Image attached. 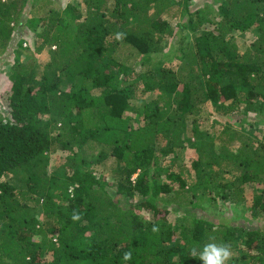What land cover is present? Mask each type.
Returning <instances> with one entry per match:
<instances>
[{
  "label": "trees",
  "instance_id": "1",
  "mask_svg": "<svg viewBox=\"0 0 264 264\" xmlns=\"http://www.w3.org/2000/svg\"><path fill=\"white\" fill-rule=\"evenodd\" d=\"M64 1L0 0V264H264V0Z\"/></svg>",
  "mask_w": 264,
  "mask_h": 264
},
{
  "label": "rangeland",
  "instance_id": "2",
  "mask_svg": "<svg viewBox=\"0 0 264 264\" xmlns=\"http://www.w3.org/2000/svg\"><path fill=\"white\" fill-rule=\"evenodd\" d=\"M81 1V0H80ZM65 1L64 0H51L46 3V5L44 7H32L30 15L32 13L37 14H43L45 13L46 9L48 8V6H52V7H58L59 3L61 5H63ZM173 23V21H172ZM26 27V25L24 26ZM27 29V28H26ZM238 39L239 42L241 44H245L244 42H248L250 39H252L254 37V34L252 31H246L243 32V34H238ZM31 39V38H30ZM31 43L29 44L27 41L23 42V45H30V49H23L24 51H22L23 53L20 54V60H27V59H31V61H41V60H45L48 59L49 56L51 55V51L48 49L47 46H42L41 48H36V46H34L33 48V44L34 41L31 39ZM243 46V45H242ZM52 48L54 47L53 45L51 46ZM13 53H2L0 54V110L1 107L3 106L2 104V95H1V91L4 90V88L7 86L8 82L10 81V79L8 78V75L6 73H8V68L6 67V61H10L12 62L13 59L12 58ZM177 61L176 59L174 60ZM212 112V113H211ZM200 116L203 118L208 117L207 119H203L200 123L199 128H202L205 126V121L206 122H210L211 118L217 117L219 114L215 111L214 112V107L212 106V104L210 103L209 100H206L205 102L202 103V105L200 106ZM219 119H223V117L221 115L218 116ZM204 121V124H202ZM204 125V126H203ZM236 126V128H239V125L237 123L234 124ZM222 127V125H220L218 127V125H213V126H209L208 128H210V131H215V133L217 134L219 132V129ZM207 128V127H206ZM212 129V130H211ZM190 134V132H189ZM193 135V134H192ZM183 150V154L179 155L177 160L178 162H184V165L186 166L184 169V176L186 177L187 180H190L191 178H196L199 175H197V170L200 169H196L194 166L191 165L190 163V159L192 158V156L195 154V151L193 149L192 146L188 145V143H186L185 148L182 149ZM57 158V157H56ZM61 157L58 158V161ZM64 160V159H62ZM55 160L53 159L51 161V165H48L49 168L51 167H55ZM109 162V161H107ZM188 163V164H187ZM202 168V167H201ZM201 171V169H200ZM200 171L198 173H200Z\"/></svg>",
  "mask_w": 264,
  "mask_h": 264
},
{
  "label": "clouds",
  "instance_id": "3",
  "mask_svg": "<svg viewBox=\"0 0 264 264\" xmlns=\"http://www.w3.org/2000/svg\"><path fill=\"white\" fill-rule=\"evenodd\" d=\"M123 33H117L116 39H122ZM77 215H73V219H78ZM153 231H158L156 226L153 227ZM191 255L197 257L202 264H227L229 260L232 259L233 253L231 246L225 243H215L210 242L202 246L200 251H197L195 248L191 249ZM131 252H125L123 259H131Z\"/></svg>",
  "mask_w": 264,
  "mask_h": 264
}]
</instances>
